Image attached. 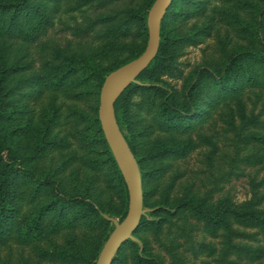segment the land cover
Returning a JSON list of instances; mask_svg holds the SVG:
<instances>
[{
	"label": "trees",
	"instance_id": "obj_1",
	"mask_svg": "<svg viewBox=\"0 0 264 264\" xmlns=\"http://www.w3.org/2000/svg\"><path fill=\"white\" fill-rule=\"evenodd\" d=\"M153 1L96 17L87 29L100 24L101 42L86 51H53L37 68L14 59L0 70V247L20 250L16 257L9 252L0 258V264H96L116 227L110 215L125 218L128 178L102 129L100 87L110 71L144 49ZM57 9L58 0H0L3 49L8 43L38 41L53 25ZM198 17L204 22L184 32V25ZM222 21L244 34L247 45L227 53L219 67L190 72L181 89L163 80L181 76L176 59L182 48L200 44ZM159 37L156 54L135 76L141 82L134 78L113 98L115 122L139 168L143 205L155 207L154 218L140 214L132 232L136 237L119 245L110 264H163L147 233L158 238L184 212L201 221L209 235L221 237L218 264L232 252L259 256L260 248L234 242L241 234L233 224L264 234L263 194L255 190L238 204L211 202L190 187L173 196L177 174L168 182L164 177L175 161L205 141L193 132L214 109H228L225 121L237 135L251 122L257 128L243 98L264 92V0H171ZM244 137L247 143H264V134L255 130ZM254 162L264 166V153Z\"/></svg>",
	"mask_w": 264,
	"mask_h": 264
},
{
	"label": "rangeland",
	"instance_id": "obj_2",
	"mask_svg": "<svg viewBox=\"0 0 264 264\" xmlns=\"http://www.w3.org/2000/svg\"><path fill=\"white\" fill-rule=\"evenodd\" d=\"M142 1L121 0L114 4H106L103 0H58V9L54 14L53 25L40 36L38 41L28 45L21 42H15L12 45L8 43L5 49L0 43V70L4 65L12 64L14 59L34 64L37 68L42 59L50 56L53 51L60 50L63 53L86 51L101 42L98 35L102 29L101 25L89 30L87 27L90 22L101 14L110 13L128 5L138 7ZM237 12L242 19L246 15L243 11ZM204 19V17H198L189 20L184 25L183 31H189L194 23L200 25ZM147 40L148 31L144 49ZM247 42V37L242 33H237L228 21L216 23L211 33L200 44L187 45L180 51L176 63L182 69V75L172 78L164 75L162 78L172 87L181 89L185 77L190 72L201 67H219L227 53L239 46L247 45ZM19 76V74L16 75V78ZM135 80L141 82L138 78ZM102 85L103 83L100 92ZM243 103L245 113L257 117L255 123L257 128L253 127L251 122L246 129H243L244 133L237 135L236 131L225 121L226 113H229L228 109L226 107L224 110H221L220 107L214 109L207 121L199 127L200 129L193 132L194 137H196L195 133L199 132L205 141L186 158L175 161L164 177V182H168L174 174H177L173 196H181L186 187H190L200 196H207L211 202L227 199L238 204L250 199L255 190L264 195V166L261 162H254L258 154L264 153V143L258 141L247 143V138L244 137L249 130L264 134V92L259 90L247 92ZM233 116L236 120V130H240L238 129L240 122L236 113ZM251 154L255 156L252 159H250L252 156L248 158ZM260 206L264 208V196ZM154 208L150 205H143L142 199L141 211L143 214L154 218L151 214ZM110 218L117 223L123 220L112 215ZM233 228L241 234L234 238V242L252 250L260 248L261 251L256 252L260 254L259 256L255 254L251 256L247 253L239 255L236 252L229 253L227 262L224 264H264V234L261 230L255 227L241 226L238 223H234ZM127 235L136 237L134 233H127L125 236ZM147 237L152 252L161 256L163 264H218L220 252L223 249L220 236L209 235L203 229L201 221L185 212L174 217L173 223L166 225L158 238L150 233H147ZM105 243H103L99 254ZM211 247L213 250L210 249ZM19 251L16 245H13L12 248L1 246L0 258L5 259L9 252L13 257H16Z\"/></svg>",
	"mask_w": 264,
	"mask_h": 264
},
{
	"label": "water",
	"instance_id": "obj_3",
	"mask_svg": "<svg viewBox=\"0 0 264 264\" xmlns=\"http://www.w3.org/2000/svg\"><path fill=\"white\" fill-rule=\"evenodd\" d=\"M171 0H155L147 15L148 40L144 51L134 59L110 71L106 76L99 98V119L105 136L120 162L124 165L129 187V209L125 218L116 224L107 239L96 264H110L111 258L119 245L132 233L142 213V187L139 168L134 155L130 151L123 135L115 122L113 98L127 82L133 80L151 61L159 44V27L161 18ZM117 81L119 85L115 87Z\"/></svg>",
	"mask_w": 264,
	"mask_h": 264
},
{
	"label": "bare ground",
	"instance_id": "obj_4",
	"mask_svg": "<svg viewBox=\"0 0 264 264\" xmlns=\"http://www.w3.org/2000/svg\"><path fill=\"white\" fill-rule=\"evenodd\" d=\"M119 83H120V82H119V81H117L116 85H117V84H119ZM116 85H115V86H116Z\"/></svg>",
	"mask_w": 264,
	"mask_h": 264
}]
</instances>
